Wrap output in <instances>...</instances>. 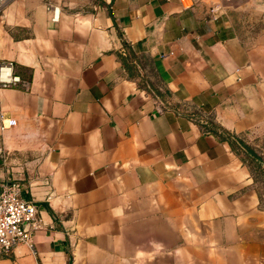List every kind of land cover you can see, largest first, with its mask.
Returning a JSON list of instances; mask_svg holds the SVG:
<instances>
[{"label":"crops","instance_id":"0c3cea01","mask_svg":"<svg viewBox=\"0 0 264 264\" xmlns=\"http://www.w3.org/2000/svg\"><path fill=\"white\" fill-rule=\"evenodd\" d=\"M2 61L0 264H264V0H4Z\"/></svg>","mask_w":264,"mask_h":264},{"label":"built area","instance_id":"2783aa9c","mask_svg":"<svg viewBox=\"0 0 264 264\" xmlns=\"http://www.w3.org/2000/svg\"><path fill=\"white\" fill-rule=\"evenodd\" d=\"M4 0H0V8ZM57 19V9L54 11ZM22 84L21 78L14 72L10 61L0 62V88H14ZM15 121L9 120L8 126ZM17 183L0 184V254L10 253L16 246L30 239V230L39 228L36 219L37 209L34 203L22 199ZM26 224L27 228L23 225Z\"/></svg>","mask_w":264,"mask_h":264},{"label":"trees","instance_id":"16d2710c","mask_svg":"<svg viewBox=\"0 0 264 264\" xmlns=\"http://www.w3.org/2000/svg\"><path fill=\"white\" fill-rule=\"evenodd\" d=\"M128 47H129L128 45L124 44L125 50H127ZM235 141L239 145V147L242 148L244 150V152L250 156L252 163H253L252 165H253V170H254L253 172L255 173L254 174L255 180L258 181L257 176L259 173V175L263 177V183H264V167L262 165L261 157H259L249 146L242 143L240 140H235ZM258 192H259V190H258ZM259 195H260V200L262 201L261 194L259 193Z\"/></svg>","mask_w":264,"mask_h":264},{"label":"rangeland","instance_id":"374dc122","mask_svg":"<svg viewBox=\"0 0 264 264\" xmlns=\"http://www.w3.org/2000/svg\"><path fill=\"white\" fill-rule=\"evenodd\" d=\"M257 179H258L257 187H258L259 193L261 194L262 204L264 206V183H263V177L260 176L259 173H258Z\"/></svg>","mask_w":264,"mask_h":264}]
</instances>
